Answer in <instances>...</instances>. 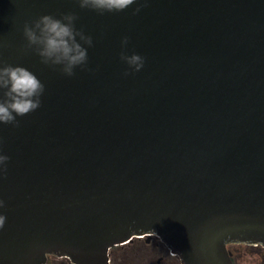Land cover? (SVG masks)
Here are the masks:
<instances>
[{"label":"water","instance_id":"water-1","mask_svg":"<svg viewBox=\"0 0 264 264\" xmlns=\"http://www.w3.org/2000/svg\"><path fill=\"white\" fill-rule=\"evenodd\" d=\"M68 13L92 38L71 77L23 35ZM133 54L139 72L121 60ZM0 65L44 86L39 109L0 124V264H110L112 247L153 235L182 264L264 247V0H128L103 14L0 0Z\"/></svg>","mask_w":264,"mask_h":264},{"label":"clouds","instance_id":"clouds-1","mask_svg":"<svg viewBox=\"0 0 264 264\" xmlns=\"http://www.w3.org/2000/svg\"><path fill=\"white\" fill-rule=\"evenodd\" d=\"M81 9H90L100 14L122 10L128 0H76ZM77 17L68 13L60 18L44 15L23 29L24 38L29 48H34L44 64L59 66L66 76H73L77 67L87 64V48L92 46V38L75 28ZM127 38L122 46L127 45ZM124 61L134 72L144 66L141 56L122 55ZM125 75H128L126 72ZM44 86L39 79L22 66L0 65V124H13L17 117H23L36 111L41 106ZM8 157L0 155V165ZM3 207V201H0ZM4 217L0 216V228Z\"/></svg>","mask_w":264,"mask_h":264},{"label":"rangeland","instance_id":"rangeland-1","mask_svg":"<svg viewBox=\"0 0 264 264\" xmlns=\"http://www.w3.org/2000/svg\"><path fill=\"white\" fill-rule=\"evenodd\" d=\"M233 253L234 264H264V247L254 246L248 244H235L228 247ZM147 248L144 246H137L133 248L130 244L115 247L112 250V262L115 264L117 256L122 258H138L140 255L147 253ZM115 258V259H114ZM139 259V258H138ZM53 264H71L66 258L54 257L52 259ZM151 264V263H148ZM154 264H159L158 259L155 260ZM177 264H182L180 259H177Z\"/></svg>","mask_w":264,"mask_h":264},{"label":"flooded vegetation","instance_id":"flooded-vegetation-1","mask_svg":"<svg viewBox=\"0 0 264 264\" xmlns=\"http://www.w3.org/2000/svg\"><path fill=\"white\" fill-rule=\"evenodd\" d=\"M130 244L131 247L136 248L137 246H144L147 248V253L145 255H140L136 258H122L121 256H117L115 264H154L155 260L158 259L159 264H177L178 256H175L171 253L170 249L162 242L161 238L157 235H153L152 237H142L136 238L133 241L124 244L117 245L110 249V264L112 262V250L118 246H124ZM236 243L230 244L235 245ZM228 246V247H229ZM230 250V249H229ZM232 253V251L230 250ZM233 256V253H232ZM56 256H50L48 260V264H53L52 259ZM115 259V258H114ZM68 260V259H67ZM72 264V263H71Z\"/></svg>","mask_w":264,"mask_h":264},{"label":"trees","instance_id":"trees-1","mask_svg":"<svg viewBox=\"0 0 264 264\" xmlns=\"http://www.w3.org/2000/svg\"><path fill=\"white\" fill-rule=\"evenodd\" d=\"M234 260V259H233Z\"/></svg>","mask_w":264,"mask_h":264}]
</instances>
